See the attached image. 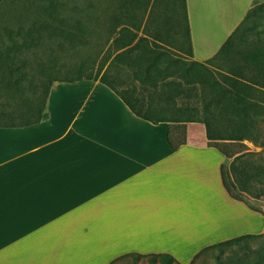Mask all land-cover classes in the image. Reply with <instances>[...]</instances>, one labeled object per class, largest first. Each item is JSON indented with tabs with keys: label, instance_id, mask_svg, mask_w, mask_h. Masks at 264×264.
Masks as SVG:
<instances>
[{
	"label": "crops",
	"instance_id": "0c3cea01",
	"mask_svg": "<svg viewBox=\"0 0 264 264\" xmlns=\"http://www.w3.org/2000/svg\"><path fill=\"white\" fill-rule=\"evenodd\" d=\"M256 1L186 0L192 59L213 58ZM169 126L136 116L100 81L55 82L45 119L0 128V264L133 253L190 264L208 246L263 235L264 213L224 188L227 160L205 125L187 123L177 151Z\"/></svg>",
	"mask_w": 264,
	"mask_h": 264
},
{
	"label": "trees",
	"instance_id": "16d2710c",
	"mask_svg": "<svg viewBox=\"0 0 264 264\" xmlns=\"http://www.w3.org/2000/svg\"><path fill=\"white\" fill-rule=\"evenodd\" d=\"M48 2L49 17L59 25L60 37L71 44L91 45L94 49L91 54L79 60L78 70L73 78L54 79L43 84L37 83L36 74L31 73L28 76L21 67L17 68L16 62L21 63L19 54L22 44L12 42L6 46L0 41V63L5 66L1 69L4 77L0 78V128L26 127L45 119L48 95L55 82L99 80L112 89L136 116L155 124L169 123L167 141L172 151H177L186 144V123H203L206 127L208 147L216 149L229 161L228 168L227 165L221 168V177L227 193L251 210L263 213L236 191L249 194L253 182L264 186V164L254 163L251 157L255 153L248 151L243 144L247 140L264 146V139H260L259 126L264 122V34L258 28V20L264 18V3L256 4L249 10L220 51L227 52L237 39L247 42L245 44L248 45L246 51L236 54L242 64L232 69V78L228 79L231 82L229 87L211 77V72L206 66L197 71L180 67L178 56L174 53L183 42L170 39L167 32L165 36L155 30L149 33L150 24L158 13V0H155L143 29L142 21L139 24L135 21L142 18H138L132 11L140 9L136 0H121L118 3L120 13L113 17L108 36L103 43L98 41L97 35L92 36L93 31L90 29L91 24L98 27L102 23V0H74L72 7L68 6L69 0ZM162 2L175 5L176 0ZM179 7V11L174 12L178 18L177 26L183 28L184 42L187 43L191 54L186 0H179ZM70 12L73 13L72 16H69ZM122 20H126L128 25L122 24ZM140 30L143 31L142 36L138 35ZM245 36L249 39L254 37L255 41L248 44ZM92 37L96 38V41H91ZM31 44V40L24 42L27 49ZM105 45H108V48ZM39 71L38 75L44 79L50 75L49 69L42 68ZM125 72L139 84V92L136 87L123 88L127 83L118 75ZM176 75L193 77L197 80L195 82L202 85L204 112L201 119L197 120V113H189L188 109L177 108L172 104L175 90L166 91L162 88L166 80ZM138 93L142 97L145 95L148 101L145 103ZM4 99L8 100L5 104L1 101ZM218 115L223 117L217 121L214 116ZM254 196L260 198L258 194ZM261 237H264V234L244 235L208 246L200 251L190 264L207 252L218 251L221 255L233 245L239 247L241 254L235 252L226 260H221L219 255L218 264H264V245L253 250L249 244V241ZM128 259H146L151 264H181L169 254L134 253L119 257L111 264Z\"/></svg>",
	"mask_w": 264,
	"mask_h": 264
},
{
	"label": "rangeland",
	"instance_id": "374dc122",
	"mask_svg": "<svg viewBox=\"0 0 264 264\" xmlns=\"http://www.w3.org/2000/svg\"><path fill=\"white\" fill-rule=\"evenodd\" d=\"M120 1L121 0H102L100 6L102 9L101 13L104 12L102 15L104 16L101 21L102 23L98 25V27H95L94 24L90 25V29L93 31L92 36L97 35L98 41H101L102 43L108 36V29L112 23L113 17L120 13V10L118 9V3ZM154 2L155 0H136V5H139L140 9L132 11H134V14L137 15L138 18L143 19H138V21L135 20L138 24L142 21V29L146 24ZM261 3H264V0H257L255 5ZM74 4V0H69V7H72ZM48 5V0H0V41L4 42L6 46L11 45L12 42H16L17 45L22 44L21 55L19 54L21 63L16 62V65H18L17 68L19 67L20 69L21 67V70L25 71L28 76H30L31 73L33 75L36 74L35 78L37 83L40 82L43 84L54 79H64L66 77L73 78L77 73V63H79V60L81 61V59L91 54L92 49H94L91 45L80 46L78 43L71 44L62 39L59 34V25L49 17L48 11L50 8ZM179 8V0H176L175 5H168L167 3L165 4V2H162V0H158V7L156 10L158 13L155 20L150 24L149 33L155 30L165 36L167 32L170 39L175 41L180 40L183 44L180 42L181 47L178 46V51L174 53L178 56L180 67L197 71L202 70L201 67L206 66L211 72V77L217 82L230 87L231 82L228 81V79L232 78V69L242 64L240 58L237 57L236 54L247 50L248 45L246 46L245 44L247 42H242L240 39H237L233 42L231 48L227 52L220 53L221 48L213 58L204 62H196L192 59V53L190 54L187 43L184 42L185 37L183 28L181 29L177 26L178 18L174 12H178ZM124 10L126 9L124 8ZM72 15L73 13L70 12L69 16ZM125 21L126 20H122L121 23L128 25ZM258 28L259 30H262L264 34V18L258 20ZM142 33L143 31L140 30L138 35L142 36ZM93 38L94 37L91 38V41H96V38ZM244 38L248 40V44L249 42H253V40L255 41L254 37L249 39V37L245 36ZM27 40L32 41L29 49L24 46V42ZM105 47L108 48V45H105ZM106 48L104 50H106ZM3 66L4 65L0 63V78L4 77L1 70L3 69ZM42 68L49 69L50 75L46 79L42 78L40 74L38 75L40 72L39 70ZM118 76L122 81L127 83L123 88L126 86H132L136 87L139 92V84L133 80L128 72L119 74ZM195 81L197 80L193 79V77L187 78L181 75H176L175 77L166 80L164 83L165 85L162 86V88L166 91L175 90V98L172 104L177 108L188 109L189 113H197V120H199L204 112V103L202 101V97L204 98V96L202 94V85ZM190 83L193 84L190 85ZM138 94L142 97L140 93ZM144 96L142 99L146 103L148 99ZM1 101H3V104L8 102L7 99ZM164 103H166V101H164ZM53 107L54 105L52 104L51 108ZM222 117L223 116L219 115L214 116L217 121L222 119ZM259 126L260 139L263 140L264 122H261ZM243 144L248 151L255 153L251 157V160L254 163L264 164V146H262L261 143H254L246 140ZM225 165H227L228 168L229 161H227ZM236 192L244 196L253 207L258 208L264 213V186L259 185L257 182H253L249 194H245L239 190ZM256 194L260 195V198H255L254 195ZM201 220L202 219H200V222H202ZM249 242L250 247L253 250H257L264 245V237ZM238 248V246L233 245L226 249L221 255L218 251L207 252L196 259L193 264H218L219 259L217 257L219 255L221 260H226L228 257L233 256V253L235 252L241 254V252L238 251ZM116 264L151 263L146 259H140L138 261L128 259Z\"/></svg>",
	"mask_w": 264,
	"mask_h": 264
},
{
	"label": "bare ground",
	"instance_id": "6f19581e",
	"mask_svg": "<svg viewBox=\"0 0 264 264\" xmlns=\"http://www.w3.org/2000/svg\"><path fill=\"white\" fill-rule=\"evenodd\" d=\"M215 29V28H214ZM211 31H212V28H211ZM217 31V30H216ZM213 34V33H212Z\"/></svg>",
	"mask_w": 264,
	"mask_h": 264
}]
</instances>
